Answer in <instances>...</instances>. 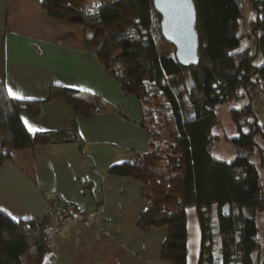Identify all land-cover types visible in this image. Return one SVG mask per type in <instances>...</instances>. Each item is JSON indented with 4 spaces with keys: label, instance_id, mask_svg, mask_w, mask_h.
Instances as JSON below:
<instances>
[{
    "label": "trees",
    "instance_id": "trees-1",
    "mask_svg": "<svg viewBox=\"0 0 264 264\" xmlns=\"http://www.w3.org/2000/svg\"><path fill=\"white\" fill-rule=\"evenodd\" d=\"M251 2L256 11L252 22V29L258 32L256 52L263 60L259 67L254 66L248 48L233 52L242 38L240 0H193L198 49L196 62L187 67L178 63L175 49L163 39L153 0L41 1L50 18L84 28L85 50L96 57L125 95L140 103L149 150L112 166L109 173L141 183L140 193L148 207L137 221L139 230L167 228L160 247L161 264H186L185 209L190 206L196 208L201 229L198 264H253L258 250L255 217L264 212V185L250 159L256 149L254 136L259 133L264 139V129L257 125L249 105L230 113L238 132L230 139L235 159L227 163L212 152L218 139L212 133L218 104L238 98L241 87L248 94L259 86L264 100V0ZM169 81L186 85L192 117L181 114ZM53 99L62 100L74 116L83 118L116 110L96 95L59 86L51 88L45 101H19L8 97L0 81V165L13 151L81 143L75 121L59 132L31 134L26 130L21 115L35 117L40 106ZM153 102L168 104L172 142L162 136L163 112L153 111ZM246 127L249 132H244ZM227 204L232 209L229 218L221 212ZM212 211L221 243L219 261L213 258ZM50 232L45 217L16 221L0 211V264H49L45 256Z\"/></svg>",
    "mask_w": 264,
    "mask_h": 264
},
{
    "label": "crops",
    "instance_id": "crops-1",
    "mask_svg": "<svg viewBox=\"0 0 264 264\" xmlns=\"http://www.w3.org/2000/svg\"><path fill=\"white\" fill-rule=\"evenodd\" d=\"M41 1L0 0V81L8 97L45 101L59 86L96 95L116 110L83 118L53 99L35 117L22 114L31 134L68 130L75 121L81 143L13 151L0 165V211L27 221L42 220L50 198L75 206L70 222L50 232L49 264H161L167 228L139 230L137 221L148 207L141 183L109 173L149 150L140 103L85 50L84 28L50 18ZM185 217L186 264H198L195 206L185 209Z\"/></svg>",
    "mask_w": 264,
    "mask_h": 264
},
{
    "label": "rangeland",
    "instance_id": "rangeland-1",
    "mask_svg": "<svg viewBox=\"0 0 264 264\" xmlns=\"http://www.w3.org/2000/svg\"><path fill=\"white\" fill-rule=\"evenodd\" d=\"M240 7L242 12V18L240 19V40L239 46L233 50V52H239L245 48H248L251 55L254 56V66L259 67L263 64V60L260 54L256 52V37L258 32L252 29V22L256 18V11L253 8L251 0H240ZM169 86L177 95L179 102V108L181 114L185 118L192 117V110L189 100L187 98V88L184 83L169 81ZM250 89V87L248 88ZM260 87L256 86L250 89L248 94L243 87L239 88L236 94L238 98H234L230 101H224L218 104L216 108V122L212 129V133L218 137L213 145V156L218 160L225 161L227 163L233 161L236 156L235 146L230 141L231 138L237 137L238 132L231 119L230 113L232 110H240L246 105H249L257 125L264 129V100L262 99V92ZM154 94L158 95L159 92L154 91ZM168 104L164 102L163 106H159L156 103H152L153 111H161V118L164 121V126L161 130L162 136L168 141L174 140V134L172 131L171 116L167 111ZM249 132L248 127L244 128V132ZM254 142L256 143V149L250 159V162L254 164L260 171V179L262 185H264V139L259 133L254 136ZM232 210V209H231ZM256 221V237L258 239V250L253 255V264H264V212L257 213L255 217ZM210 222L212 224V242L214 245L213 258L217 261L220 260V238L217 235V223L214 211L211 212ZM214 259V260H215Z\"/></svg>",
    "mask_w": 264,
    "mask_h": 264
},
{
    "label": "water",
    "instance_id": "water-1",
    "mask_svg": "<svg viewBox=\"0 0 264 264\" xmlns=\"http://www.w3.org/2000/svg\"><path fill=\"white\" fill-rule=\"evenodd\" d=\"M153 6L161 18V35L167 44L175 49L178 63L185 67L195 63L198 36L193 0H153ZM221 212L229 218L230 205H224Z\"/></svg>",
    "mask_w": 264,
    "mask_h": 264
},
{
    "label": "built area",
    "instance_id": "built-area-1",
    "mask_svg": "<svg viewBox=\"0 0 264 264\" xmlns=\"http://www.w3.org/2000/svg\"><path fill=\"white\" fill-rule=\"evenodd\" d=\"M74 207L73 204L64 203L55 198L47 200L45 218L51 232H57L61 227L70 222Z\"/></svg>",
    "mask_w": 264,
    "mask_h": 264
},
{
    "label": "snow or ice",
    "instance_id": "snow-or-ice-1",
    "mask_svg": "<svg viewBox=\"0 0 264 264\" xmlns=\"http://www.w3.org/2000/svg\"><path fill=\"white\" fill-rule=\"evenodd\" d=\"M9 94L10 95H13L14 97H15V94L14 93H12V91L11 90H9ZM31 130V129H30Z\"/></svg>",
    "mask_w": 264,
    "mask_h": 264
}]
</instances>
